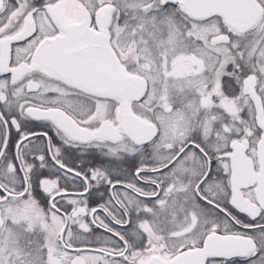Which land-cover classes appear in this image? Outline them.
Returning a JSON list of instances; mask_svg holds the SVG:
<instances>
[{"label":"snow or ice","instance_id":"obj_1","mask_svg":"<svg viewBox=\"0 0 264 264\" xmlns=\"http://www.w3.org/2000/svg\"><path fill=\"white\" fill-rule=\"evenodd\" d=\"M0 264H264V0H0Z\"/></svg>","mask_w":264,"mask_h":264}]
</instances>
